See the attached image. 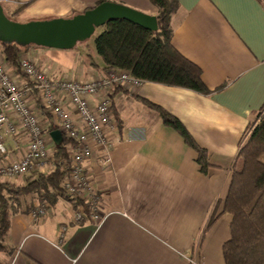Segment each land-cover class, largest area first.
<instances>
[{"label":"crops","instance_id":"crops-1","mask_svg":"<svg viewBox=\"0 0 264 264\" xmlns=\"http://www.w3.org/2000/svg\"><path fill=\"white\" fill-rule=\"evenodd\" d=\"M99 1L0 3L7 12L25 4L14 16L24 22L80 13ZM104 1L149 15L157 12L149 0ZM177 2L169 19L171 42L199 67L212 92L152 81L111 86L113 126L107 130L111 146L108 151L95 150L84 161L102 197L103 221L98 225L87 219L74 221L77 205L72 207L61 196L54 203L39 200L36 193L19 196L10 201L4 238L13 251L0 253V264H225L222 245L230 238L232 216L222 209L231 168L249 119L264 106V0ZM83 44L81 51L30 46L20 57H32L52 76L92 80L107 70L94 41ZM0 60L18 80H27L20 68L17 72L5 61L1 44ZM33 93L34 105L41 110ZM147 103L175 115L206 150L210 165L205 172L196 160L197 152ZM42 115L49 127L44 110ZM3 136L6 151L0 158L8 162L21 153L24 140L5 132ZM52 167L51 159L46 172ZM27 178L19 179L16 186ZM44 201L49 203L46 215L33 217L35 204ZM212 218L214 223L203 232Z\"/></svg>","mask_w":264,"mask_h":264},{"label":"trees","instance_id":"trees-1","mask_svg":"<svg viewBox=\"0 0 264 264\" xmlns=\"http://www.w3.org/2000/svg\"><path fill=\"white\" fill-rule=\"evenodd\" d=\"M156 8L157 30H146L130 21L115 19L101 26L94 38L97 56L103 61V70L113 68L129 70L140 81H152L164 85L178 86L198 93L212 92L201 78L199 67L186 59L172 44L173 29L170 14L177 6V0H149ZM104 2L99 1L96 5ZM19 9L7 12L14 20ZM71 13L65 17H71ZM87 42V40H86ZM85 42V43H86ZM1 53L8 65L18 72L20 55L23 49L15 43H1ZM91 55L88 54V57ZM160 115L164 125L175 129L184 141L197 152V162L203 172L209 167L206 150L199 147L183 123L160 106L147 103ZM49 121V132L57 128L52 123L48 111L44 110ZM71 141L63 136L62 142L55 145L52 156L53 167L49 172H36L21 186H16L6 195L0 186V253L13 251L4 238L9 228L11 213L10 201L19 196L36 193L39 200L54 203L58 196L65 198L73 206L79 199L70 196L62 186L68 172ZM228 191L222 212L231 214L230 238L222 245L225 264H264V106L253 112L241 137L233 161ZM212 218L204 227L205 232L213 223Z\"/></svg>","mask_w":264,"mask_h":264},{"label":"built area","instance_id":"built-area-1","mask_svg":"<svg viewBox=\"0 0 264 264\" xmlns=\"http://www.w3.org/2000/svg\"><path fill=\"white\" fill-rule=\"evenodd\" d=\"M19 68L26 81L18 80L15 72L0 60V155L6 151L3 132L20 135L24 140L21 153L13 160L5 162L0 158V186L9 193L19 179L47 171L56 144L43 121L42 111L46 109L54 126L72 144L62 186L70 196L87 205L85 208L84 204H78L72 219L100 224L105 217L102 197L89 178L84 161L95 150L108 151L111 146L112 137L107 130L113 126V113L108 89L140 80L129 70L119 68L84 81L52 76L40 69L30 56L20 57ZM34 91L41 110L34 105ZM48 207L47 201L37 202L31 215L42 218Z\"/></svg>","mask_w":264,"mask_h":264},{"label":"water","instance_id":"water-1","mask_svg":"<svg viewBox=\"0 0 264 264\" xmlns=\"http://www.w3.org/2000/svg\"><path fill=\"white\" fill-rule=\"evenodd\" d=\"M115 19L130 21L146 30H157L156 16L131 7L104 1L71 17H52L17 21L10 19L0 3V42L21 47L38 46L61 50L74 49L88 40L97 28ZM54 143L60 144V130L50 131Z\"/></svg>","mask_w":264,"mask_h":264},{"label":"rangeland","instance_id":"rangeland-1","mask_svg":"<svg viewBox=\"0 0 264 264\" xmlns=\"http://www.w3.org/2000/svg\"><path fill=\"white\" fill-rule=\"evenodd\" d=\"M14 20H17L15 17H14ZM101 31V28L99 27V28H97L96 29V31H95V33L87 40V42L86 43H92L93 41H94V38H95V36L99 33ZM84 42H81V43H78L77 44V46H76V49H78V50H82V47H83V44Z\"/></svg>","mask_w":264,"mask_h":264}]
</instances>
